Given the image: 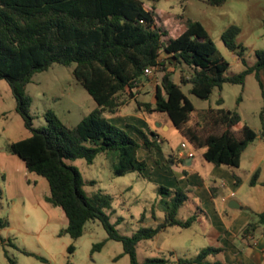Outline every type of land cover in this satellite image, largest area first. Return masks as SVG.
<instances>
[{"label":"trees","instance_id":"obj_1","mask_svg":"<svg viewBox=\"0 0 264 264\" xmlns=\"http://www.w3.org/2000/svg\"><path fill=\"white\" fill-rule=\"evenodd\" d=\"M210 5H221L225 0H205ZM143 0H0V79L9 84L15 98L16 110L22 117L29 135L8 142L7 150L20 158L28 171L43 177L48 184L45 200L60 207L67 219L59 234L79 237L86 221L98 220L107 233L106 239L122 243L123 253L130 264H168L170 258L150 257L138 262L136 243L150 238L168 226L189 227L196 216L179 218L178 210L188 199V189L159 184L157 190L168 195L164 201V218L154 226H142L131 235L120 234L104 211L109 196L97 193L88 198L82 189V178L76 167L66 160L83 158L91 163L98 153H113V173L123 175L147 168L139 157L140 143L124 128L111 122L109 113L122 104L118 97L132 89L144 76V68L161 67L160 82L153 93V102L136 101L143 111L165 113L172 125L194 147L203 148L202 157L214 165L231 168L239 165L241 153L257 136L264 138V110L260 117L263 128L257 132L247 124L237 131L232 127L241 117L235 109L216 107L202 112V123L220 127L218 131L201 133L189 124L195 111L194 105L182 91L181 84L189 85V92L208 98L212 91L220 90L224 83L243 84L247 74L253 73L261 87L264 81V48L254 50L255 60L246 62L244 47L236 41L240 27L229 24L220 35L224 45L236 54L244 68L233 75H225L229 63L218 53L204 25L188 19L184 29L166 39L165 30L154 18L153 7L145 9ZM264 35V19L262 20ZM53 63L72 64V74L88 92L97 107L73 126L62 123L52 112H46L47 125L33 127L29 111L30 97L24 89L34 73L47 69ZM180 69V82L171 78L167 65ZM241 99L237 97V102ZM222 102L221 97L217 104ZM144 146L153 154L158 143L138 128ZM155 160V159H154ZM156 161V160H155ZM234 177H238L234 174ZM258 171L251 175L250 184L256 183ZM264 184V183H263ZM213 194L217 188L210 186ZM2 190L0 188V198ZM256 221H249L241 235L252 232L257 225H264V208ZM9 225L0 217V230ZM104 240L93 244L91 250L100 248ZM16 246V245H14ZM22 253L43 261L41 256L16 246ZM221 247L208 246L193 258H177L178 263L224 264L208 262L206 254L218 253ZM67 251L72 253L74 245ZM9 264H16L6 253ZM64 264H70L66 261Z\"/></svg>","mask_w":264,"mask_h":264},{"label":"rangeland","instance_id":"obj_2","mask_svg":"<svg viewBox=\"0 0 264 264\" xmlns=\"http://www.w3.org/2000/svg\"><path fill=\"white\" fill-rule=\"evenodd\" d=\"M143 1L144 7L154 6L156 24L166 32L164 39L176 36L185 27L188 19L200 21L213 40L218 53L229 63L225 75L236 74L244 68L242 62L235 60L234 53L220 38L221 32L229 24H236L241 29L236 36V41L243 45L248 64H252L255 60L254 50L264 48L262 29L264 0H225L221 5H210L201 0ZM166 65L171 76L179 79L180 69H174L167 63ZM72 66V64L53 63L47 69L34 73L26 84L24 92L31 99L29 111L33 127L47 125L45 116L47 111H52L67 126H73L97 107L92 97L74 78ZM160 69V66L152 68L151 74L143 76L144 81L152 83L151 85L158 84L163 73ZM181 89L194 105L195 111L191 116V123L196 126V116H198L200 120L198 124H202L198 127L201 133L216 132L220 127L202 123L201 112L198 111L219 106L235 109L241 117V123L247 124L253 130L259 132L263 128L260 113L262 109L264 110V87L260 86L253 73L245 76L242 85L224 83L220 90L215 88L208 98H200L190 93L187 83L181 84ZM151 96L150 93H145L139 95L138 99L143 101ZM238 96L241 99L237 102ZM219 97L222 102L217 104ZM118 98L123 101L122 103L130 99L127 91L122 92ZM134 106L135 103L131 102L123 108L122 112H132ZM111 114L104 111L106 117ZM148 116L157 118L158 121L160 118L167 119L165 113L157 111ZM124 129L127 131L126 128ZM164 133L169 138L173 152L182 150L187 153L188 142H184L186 147H181L182 138L174 128L165 130ZM27 135L29 130L24 126L22 117L16 110L15 98L9 84L6 80L0 79V188L2 190L0 217H6L9 220V226L1 230V236L5 239L9 238L18 247L25 248L45 260L26 255L8 244L0 243V264H9L6 253L16 260L17 264H64L66 261L70 264H130L129 255L123 253L122 243L106 239L107 233L98 220L86 221L83 233L76 239H72L68 234H59V230L65 226L63 218L65 216L60 208L56 207L57 211L63 215L62 217L59 214L61 221L51 219L48 222V213L44 207L31 202L27 197L14 195V183L16 178L18 180L21 178L24 168L17 165L16 159L20 162L21 160L7 150V144ZM202 149H195V170L208 175L209 170L206 166L212 164L202 158L200 155ZM66 161L79 171L83 181L82 189L88 198H92L97 193L109 196V202L104 207V211L109 214L110 221L114 223L120 234L131 235L142 226H154L163 220L164 201L168 199V195L157 190L158 185L163 183L154 180L155 174L146 175L144 171L141 175L131 171L123 175H115L113 173L115 157L111 152L96 154L91 163H87L83 158ZM248 164L246 161L243 165L247 167ZM165 169L171 170L174 175L177 174L169 165ZM28 173V177L32 179L31 173L29 171ZM240 174L244 176V171L240 170ZM34 177L40 179L35 190L40 196L47 194L46 180L36 174ZM30 183L32 184L31 180ZM42 183H45V186ZM8 184H10L9 187ZM167 184L163 185L169 187ZM187 194L189 199L199 198L197 194L192 193L191 189ZM199 196L202 197V195ZM189 199L180 206L177 216L186 219L194 214L196 218L192 224L187 228L168 226L153 237L138 240L135 253L138 262H143L150 257L193 258L208 246L216 247L217 239L208 230L210 223L200 212V207L195 208ZM55 218H58V215ZM254 218L257 219V215H252V219ZM103 240L104 243L100 248L91 250L93 244ZM69 244L74 245L72 253L67 251ZM205 260L208 262L217 260L223 263V253L210 252L206 254Z\"/></svg>","mask_w":264,"mask_h":264},{"label":"crops","instance_id":"obj_3","mask_svg":"<svg viewBox=\"0 0 264 264\" xmlns=\"http://www.w3.org/2000/svg\"><path fill=\"white\" fill-rule=\"evenodd\" d=\"M201 1L205 2V0ZM151 7H153L155 18L154 6L151 5ZM151 7L144 8L150 9ZM182 30H180L179 33ZM234 55L235 60L240 61V58L236 54ZM171 78L177 83L180 82V76L179 79L173 76H171ZM151 84L152 83L144 81V79L138 80L137 85L132 89L133 96L122 103L115 112L106 118L114 124L126 128L128 133L140 143L138 155L147 162V168L145 170L146 175L153 173L155 174V177H153L156 182L163 184L168 183L167 185L172 188L179 187L182 189H191L193 194L195 193L198 195L197 197L199 198L197 200L189 199V196L188 199L195 208L200 207V212L204 214L210 223V228L208 230H210L212 236L214 235L217 239L216 247L222 248L220 253H223L224 264H264V225H257L252 232L246 233L244 236L241 235L243 227L249 221H256V218L252 219V215H256L264 208V138L257 136L248 143L241 153L239 165L237 167L231 168L225 165L218 166L211 163L212 165L206 166L209 170L208 175H203L195 170L196 162L194 161V154L196 148L179 133L168 117L167 119L160 118L158 121L157 118H150L148 116L155 111L146 113L141 108L137 107L136 101H139L138 97L141 94L150 93L152 95L149 99L140 100L141 102H153V93L157 83ZM131 102L135 103L132 112H122L123 108ZM206 109L208 108H203L198 111L201 112V118L202 112ZM196 122L197 124L200 122L198 116H196ZM189 124H192L191 119ZM243 124L244 123H241L240 120L232 129L237 131ZM196 127L199 130V126ZM138 128L146 131L150 139H154L158 143L159 148H153V154L144 146L142 136L137 131ZM170 128H174L181 136L182 141L180 143L188 142L189 146L187 151L191 150L193 152L191 157L188 156L187 153L182 152V150H177L176 152L172 151L169 138L164 133L165 130H169ZM202 151L200 153L201 156ZM154 159H157V161ZM246 161L249 163L247 167L243 165ZM15 162L20 168H24V170L22 169L21 178H19V180L16 178L13 186L14 195L22 198L27 197L31 202H35L38 206L44 207L45 211L48 213V222H50L51 219H58L61 221L59 217L61 213H59L56 208L58 206H53L45 200L47 194L40 196L35 190L40 179H36V177H34L35 173L29 171L32 176V179H30L28 177L29 173L27 174L28 169L24 162L22 160L20 162L18 159H16ZM167 165L173 167L177 174L175 173L176 175H174L171 170L165 169ZM240 170L244 171V176H241ZM255 171H258V178L256 183L251 185V175ZM179 174L181 176H179ZM234 174L238 179L234 177ZM42 184L45 186V183ZM9 186L10 184H8V187ZM210 186L217 188L216 194L212 193ZM246 186L247 188H245ZM199 195H202V197L200 198ZM217 198L219 199L217 200ZM231 201H234L236 206H230L229 203ZM60 210L63 212L61 208ZM57 215L58 218H55ZM63 215L65 216L64 212ZM63 215L61 216L63 217ZM63 218L66 225V216ZM199 220L203 223L202 219L199 218ZM1 230L0 243L8 244L19 250L16 248L17 245L11 242L9 238L5 239L1 236ZM177 258L180 257L172 258L173 262L168 264H185L175 262Z\"/></svg>","mask_w":264,"mask_h":264},{"label":"built area","instance_id":"obj_4","mask_svg":"<svg viewBox=\"0 0 264 264\" xmlns=\"http://www.w3.org/2000/svg\"><path fill=\"white\" fill-rule=\"evenodd\" d=\"M151 73H152V68L151 67L144 68V75H149ZM181 147H183V148L185 147V143L184 142L181 143ZM187 155L191 157L193 155V152L191 150L187 151Z\"/></svg>","mask_w":264,"mask_h":264},{"label":"water","instance_id":"obj_5","mask_svg":"<svg viewBox=\"0 0 264 264\" xmlns=\"http://www.w3.org/2000/svg\"><path fill=\"white\" fill-rule=\"evenodd\" d=\"M229 205H230V206H236V203H234V201H231V202L229 203Z\"/></svg>","mask_w":264,"mask_h":264}]
</instances>
